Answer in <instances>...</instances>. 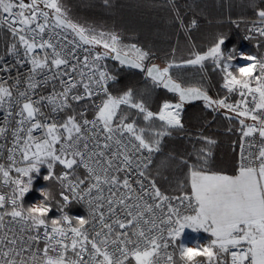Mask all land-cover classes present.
<instances>
[{
	"label": "snow or ice",
	"instance_id": "obj_1",
	"mask_svg": "<svg viewBox=\"0 0 264 264\" xmlns=\"http://www.w3.org/2000/svg\"><path fill=\"white\" fill-rule=\"evenodd\" d=\"M103 3L112 7L110 0ZM168 4L181 29L197 27L195 19L184 24L174 0ZM250 7L257 8L256 0ZM256 17L247 39L264 38V8H258ZM5 29L12 39L0 52V73L8 74L0 75V139L10 130L13 140L7 166L0 163V183L13 187L8 195L0 193V264H17L12 253L21 256L41 240L43 258L59 246V264H125L129 257L135 264H159L160 250L186 228L211 237L206 246L192 249L195 258L205 257L207 264H264V57L241 56L248 63L237 70L249 75L242 83L236 81L231 63H222L225 38L220 36L204 53L194 49L187 60L178 61L174 48L172 59L161 67L147 63L151 53L136 43H122L117 32L73 19L63 0H0V35ZM108 60L138 70L150 87L139 97L132 87L114 95L110 85L118 76ZM206 62L223 73L227 93L239 91L242 99L235 103L227 102V96L214 99L203 86H184L172 75L174 68L199 67L204 72ZM49 86L48 95L37 91ZM156 89L178 100L163 99L153 111L143 97ZM248 96L254 107H249ZM194 101H203L213 113L226 110L230 125L238 120V168L235 175L211 171L217 140L199 132L193 137L199 147L194 144L193 151L181 157L169 152L157 165V175L162 167L188 168L190 195L170 197L150 178L149 166L163 150L165 137L191 135L182 114ZM44 109L51 115L46 116ZM93 109L94 117L88 119L87 112ZM60 113H67L66 119H59ZM227 131L232 132L233 126ZM3 149L0 145V155ZM187 156H195V161L189 163ZM57 164L66 170L60 176L54 172ZM41 166L48 169L44 181L58 180L64 189L65 207L70 199L78 200L87 206L86 216L63 213L48 219L50 204L39 219L25 214L22 198L31 189V174ZM81 167L83 177L77 171ZM176 183L181 191L186 187L183 180ZM73 218L75 225L69 222ZM12 224L19 231L10 227L6 232V225ZM69 248L75 259H65ZM43 258L33 252L30 259ZM167 261L174 264L172 254H167ZM19 264H25L23 258Z\"/></svg>",
	"mask_w": 264,
	"mask_h": 264
},
{
	"label": "trees",
	"instance_id": "obj_2",
	"mask_svg": "<svg viewBox=\"0 0 264 264\" xmlns=\"http://www.w3.org/2000/svg\"><path fill=\"white\" fill-rule=\"evenodd\" d=\"M110 2L112 7L104 5L103 0H63L73 19L82 24H90L98 30L117 32L122 43H136L149 51L151 60L159 65L160 62L165 63L172 59L174 48L178 61L187 60L194 49L202 54L209 46L214 45L220 36L225 38L222 45L224 51L240 48L259 56L264 48L262 38L248 41L243 39L246 22L257 18L256 11L258 8H264V0H256L257 8L250 7L253 0H174L175 8L186 26L193 19L197 21V27L187 31L180 28L168 0H110ZM11 39L10 33L3 31L0 35V52L5 50L6 42H11ZM107 63L118 76V80L111 87L114 95L132 87L135 95L139 97L142 89L150 87L139 71L120 68L112 60H108ZM172 75L184 86H203L214 99L225 96L228 97L227 102H234L237 99L234 93L228 94L222 87V72L215 69L211 62L205 63L204 72H201L199 67L174 68ZM143 98L153 111H158L163 99L177 101L175 95L163 89H156ZM90 114L94 115V110H90ZM182 121L185 123L186 131L191 135L175 133L172 138L165 137L163 150L155 154L153 163L149 166L150 178L155 179L161 191L169 196L181 195L184 192L190 194V186H187L186 179L188 168L184 166L177 170L162 167L160 174L157 175V165L169 152L181 157L192 152L194 144L199 147L200 142L193 139L199 132L217 140L210 170L228 175H235L237 171L236 151L239 143V133L235 130L239 127L237 119H233L230 125L221 110L213 113L205 109L203 103L197 102L184 107ZM138 123L142 125V119ZM155 123L159 124L158 121ZM229 126H233L230 133L227 131ZM187 159L189 163H193L195 156H187ZM172 163L175 164L176 161L173 160ZM61 169L62 167H58L56 174ZM77 171L83 177L81 171L79 169ZM177 180L184 181L186 187L183 191L177 187ZM47 186L52 199L46 203L51 205V214H55L57 208L63 205L59 198L60 188L54 182ZM63 211L65 214L80 213L75 203L63 206Z\"/></svg>",
	"mask_w": 264,
	"mask_h": 264
},
{
	"label": "built area",
	"instance_id": "obj_3",
	"mask_svg": "<svg viewBox=\"0 0 264 264\" xmlns=\"http://www.w3.org/2000/svg\"><path fill=\"white\" fill-rule=\"evenodd\" d=\"M257 19V18H256ZM256 19H253V20H250V21H247L246 22V33L244 35V41H248V40H251V39H247L246 37H248L250 35V33L248 32V29L249 27H251L252 23L256 20ZM251 35H255L254 33H252ZM264 39V38H262ZM262 57H264V48L262 50ZM0 75H3V76H7L8 74L7 73H0ZM12 75L14 76L15 75V70H13L12 72ZM111 86V85H110ZM38 92L42 91L44 95H48L50 92H51V86H49L48 88H44V89H38L37 90ZM97 100L99 98H96ZM248 104H249V107H254V102L252 101V98L251 96H248ZM81 105L84 103L83 101L80 102ZM94 110V109H93ZM44 112H45V115L46 116H50L51 113H50V110L49 109H44ZM64 114L67 115V113H60L59 114V119L63 120V119H66L64 118ZM2 117H3V113L0 112V125H2ZM94 117V115L90 114V110L87 112V118L88 119H92ZM41 120L44 119V117H39ZM49 122H51V120H49ZM12 127H15V125L13 124ZM12 140H13V137L11 135V131L9 130V132L6 134V137L5 139H0V145H4V149H3V155H0V163L2 164H5L7 166L8 164V160H7V155H8V152H7V149L9 147L12 146ZM236 156H237V167H238V162H239V143H238V146H237V151H236ZM155 157V155H154ZM17 159H19V157H17ZM79 171H81L82 175L85 176L86 175V172L85 170L81 167V168H78ZM64 171H66L65 169H61L59 170V172L56 174V176H60ZM73 179H75V177H73ZM57 181V184L59 185V188H60V192H59V198H60V201L62 202L63 206H65V202L61 199V192L64 191V189L62 188L61 184ZM133 183H134V180H133ZM147 183V182H146ZM11 189H12V186L11 185H3L2 183H0V193H3V194H10L11 193ZM66 194H69L70 193H66ZM183 195V194H181ZM181 195H174V196H181ZM169 196V195H168ZM171 197V196H170ZM70 203H75L77 204V206L79 207L80 209V213H73V214H67L69 217H75V218H82L84 216L87 215V206L80 203L78 200L77 201H72L70 199V201L67 203L70 204ZM175 203V201H174ZM63 214V213H62ZM62 214H60L58 217H60ZM57 217V218H58ZM7 219H10V218H7ZM70 223H72L73 225L76 224V221L75 219H71L69 221ZM58 226H64L63 224L61 225H58ZM15 228L17 231H19V226L18 225H6L5 227V231L7 232L9 228ZM49 230H50V224H49ZM33 235L35 234V232L32 233ZM70 235V233H69ZM167 235V233H165V236ZM27 236V233L25 234V237ZM9 237H11V232H9ZM135 239V238H134ZM66 243H68L70 245L71 241H66ZM169 243V247L167 249H161L160 252H161V255L160 257L158 258L159 259V264H168V261H167V254H172L173 255V260H174V264H177L176 263V251H177V246L175 244V242L169 240L168 241ZM134 245H129V247H133ZM141 246H143L141 244ZM206 246V244H205ZM44 247H45V243L43 240H41L39 242V244H33L31 250H25L22 252L21 256H16L15 253H12V256H15V259L17 261V264H19L20 260L23 258V260L25 261V264H32V260L30 259L31 256H32V253L33 252H36L38 256H40L41 258H43V255H44ZM37 249H39L37 251ZM5 250H7V247H5ZM60 251L61 249L59 248V246H55V250L53 249H49V252H48V255L49 256H53V257H57L59 256L60 254ZM89 251H91V248L89 246ZM65 255V259H75V255H74V252L71 250V248H69V250L67 252L64 253ZM85 259H87V257H85ZM198 261H200V264H207V259L205 257L203 258H196ZM125 264H135V261L129 257L128 260L125 262Z\"/></svg>",
	"mask_w": 264,
	"mask_h": 264
},
{
	"label": "rangeland",
	"instance_id": "obj_4",
	"mask_svg": "<svg viewBox=\"0 0 264 264\" xmlns=\"http://www.w3.org/2000/svg\"><path fill=\"white\" fill-rule=\"evenodd\" d=\"M4 31H7L6 29ZM232 49H229L227 51H224L223 48H222V51L224 52V60L222 61L223 62H229L231 63V66H230V71H233L234 73L236 72V70L240 67H243L245 66L248 62L245 61V60H242L240 59L239 57H236L235 59H233L232 61L228 60V56L231 55L233 57H235L237 55V53L241 54V55H256L255 53H251V52H248V50H245V49H236L235 51H231ZM231 51V52H230ZM258 57H262V53H260V55ZM147 63H153V61L150 59ZM166 62L165 63H161L160 62V66L163 67L165 66ZM258 74V73H257ZM222 76H223V73H222ZM144 78V76H143ZM255 86V85H253ZM112 87V85L110 86V88ZM235 95H236V100L234 102H230V103H235L236 101L242 99L239 95V91H236V92H233ZM247 100H248V97H247ZM221 112L225 115L226 113V110H221ZM229 115H233L234 114H231L229 113ZM247 123H252V121H246ZM236 165H237V159H236ZM58 167H62L60 166L59 164L55 165L54 167V172H55V175H56V169ZM238 168V167H237ZM48 174V169L46 168V166H41L40 169H39V172L38 173H33L31 174V178L33 180V183H32V186H31V189L28 193L25 194V196L22 198V204L27 207V206H30L31 204L35 203L37 200H41L42 197L39 195V190H42L44 188H47L48 189V184L51 183V182H54L55 184H57V181L55 179H50L48 180L47 182L44 181L43 177L45 175ZM11 175L13 177L17 176V174L15 172H12ZM26 179V178H25ZM12 186V185H11ZM13 187V186H12ZM190 195V194H189ZM64 211H63V205H61V207L57 208V212L55 214H51V210L50 212L48 213V219H56L60 214H62ZM49 224H51L50 220L48 221ZM194 232V231H193ZM197 233H200L202 234V238H204L205 240L209 241V239L211 238L209 236V234H207L206 232L204 231H195ZM208 244V243H207Z\"/></svg>",
	"mask_w": 264,
	"mask_h": 264
},
{
	"label": "clouds",
	"instance_id": "obj_5",
	"mask_svg": "<svg viewBox=\"0 0 264 264\" xmlns=\"http://www.w3.org/2000/svg\"><path fill=\"white\" fill-rule=\"evenodd\" d=\"M232 51V50H231ZM230 51V52H231ZM241 54L237 53L235 57L231 56V61L235 59L236 57L241 58ZM229 57V56H228ZM239 69V68H238ZM233 77H235L236 81L243 82L249 75L248 72L241 73L238 70L234 73H232ZM39 195L42 197L41 200H37L35 203L31 204L30 206L25 207L24 211L25 214L28 216L35 215L37 219L40 218V211L46 210L48 207V204L46 203L51 199V193L50 190L47 188H44L42 190H39ZM188 221H185V224H188ZM193 227H195V223L192 224ZM197 231H200L197 229ZM194 245H200V244H194ZM196 247H184V251H180V259L184 262V264H198V260L195 258V253L192 251V249H195ZM32 264H59L58 257L49 256L47 258L41 259L39 262H32Z\"/></svg>",
	"mask_w": 264,
	"mask_h": 264
},
{
	"label": "crops",
	"instance_id": "obj_6",
	"mask_svg": "<svg viewBox=\"0 0 264 264\" xmlns=\"http://www.w3.org/2000/svg\"><path fill=\"white\" fill-rule=\"evenodd\" d=\"M202 234L193 232L191 229H184V231L181 234V237L178 238L175 241V244L177 246V251H176V263L177 264H184V262L180 259V247L179 246H184V247H196V248H202L207 245V243L210 242L211 238L209 241L205 240L201 236ZM194 244H200V245H194ZM197 258H203V257H197Z\"/></svg>",
	"mask_w": 264,
	"mask_h": 264
},
{
	"label": "water",
	"instance_id": "obj_7",
	"mask_svg": "<svg viewBox=\"0 0 264 264\" xmlns=\"http://www.w3.org/2000/svg\"><path fill=\"white\" fill-rule=\"evenodd\" d=\"M115 62V61H114ZM117 63V62H116ZM157 64V63H156ZM159 65V64H158ZM126 69H130V68H126ZM131 70H135V69H131ZM135 71H138V70H135ZM164 90V89H163ZM166 91V90H165ZM172 95H174V94H172ZM177 98V97H176ZM177 100H178V98H177ZM197 102H201V103H203V101H194V102H192V103H190V104H194V103H197ZM190 104H186V105H190ZM185 105V106H186Z\"/></svg>",
	"mask_w": 264,
	"mask_h": 264
}]
</instances>
